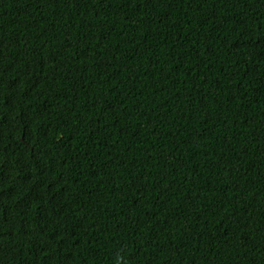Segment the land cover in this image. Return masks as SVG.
I'll return each instance as SVG.
<instances>
[{
    "label": "trees",
    "instance_id": "16d2710c",
    "mask_svg": "<svg viewBox=\"0 0 264 264\" xmlns=\"http://www.w3.org/2000/svg\"><path fill=\"white\" fill-rule=\"evenodd\" d=\"M0 264H264V0H0Z\"/></svg>",
    "mask_w": 264,
    "mask_h": 264
}]
</instances>
